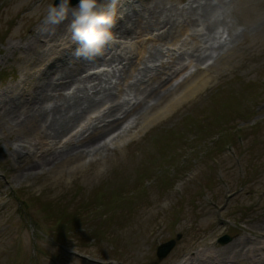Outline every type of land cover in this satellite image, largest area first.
<instances>
[{"label": "rangeland", "instance_id": "obj_1", "mask_svg": "<svg viewBox=\"0 0 264 264\" xmlns=\"http://www.w3.org/2000/svg\"><path fill=\"white\" fill-rule=\"evenodd\" d=\"M153 1L122 0L119 20L133 14L146 21L147 8L153 6ZM53 2L0 0V93L34 69L32 64H20L23 57L34 53L24 47L42 25ZM187 3L193 4L191 8L198 13L208 8L209 45L224 44L221 53L229 50L231 59L229 63L219 61L217 65L221 68L217 73H206L211 81L200 96L144 137L135 138L127 150L109 152L106 161L85 170L87 175L79 172L70 177L66 168L60 169L63 173L59 175L58 171L46 170L48 166H44L43 173L29 171L32 161L41 160L35 161L34 154L28 158L24 152L20 153L23 148L17 144L18 134L10 132L0 120V264H90L67 254L65 249L110 264H179L187 252H197L202 247L223 250L237 239L246 240L247 226L254 229L252 235L264 230V112L254 111L255 105L264 100L260 85L264 77V52L258 56L264 51V0H163L160 7L170 14L172 24L180 28L187 16L179 17L172 11H186L183 6ZM25 5L27 9H23ZM186 39V36L168 38L155 41L148 51L137 46L138 52L131 49L128 52L143 73L147 65H153L147 61L141 67L138 65L147 52L157 49L174 54L170 48L181 47ZM15 45L22 47L19 54L12 49ZM113 47L106 51L110 56L120 54L122 58L126 54ZM161 58L160 55L157 62ZM190 59L194 57L185 55L186 62ZM72 91L73 87H68L65 93ZM125 94L133 95L129 91ZM260 118L261 124L247 127L250 123L247 121ZM228 121V134L208 145L206 141L214 130ZM237 125L244 128L242 145L232 133ZM227 140H233L235 157L222 151ZM201 153L205 156L200 157ZM236 160L240 161L242 175L237 173ZM183 171L194 177L182 178ZM96 173L93 184H89V177ZM151 176L157 181L148 188L141 187ZM101 179L108 185L98 183ZM174 184L180 186V193H173L179 190L172 188ZM234 190L240 193L223 202L222 197ZM8 195L9 199H5ZM116 200H120L118 211L114 210ZM209 200L221 205L220 213L234 226L226 231L219 228L215 233ZM108 209L113 213L107 220L96 219L100 211ZM154 233L157 237L149 243ZM177 234L182 239L173 254L158 261L154 253L157 244ZM225 234L233 240L220 245L218 240ZM207 240L209 243L205 244ZM251 244L254 250L250 255L259 256V243ZM245 250L235 264L253 263L244 257Z\"/></svg>", "mask_w": 264, "mask_h": 264}, {"label": "bare ground", "instance_id": "obj_2", "mask_svg": "<svg viewBox=\"0 0 264 264\" xmlns=\"http://www.w3.org/2000/svg\"><path fill=\"white\" fill-rule=\"evenodd\" d=\"M162 1L154 0L153 6L147 8L149 18L146 21H143L140 15L135 16L133 14L132 16H126L125 22L124 19L117 20L115 29L122 30L114 31L116 38L119 39V46L127 41L139 39V36H142L145 32L161 25V21L165 20V16L168 20H171L170 14L161 10L160 4ZM27 8V5L23 7V9ZM184 9L186 11H172L176 16H187L182 27L177 28L172 25L171 29L169 28L170 31H167L169 32L168 35L162 40L174 38L184 29H193L201 26L198 23L199 20H197L199 14L196 11H188V8ZM205 18L207 19V16ZM65 22L58 25L55 32L51 34L43 33L41 31L42 27L39 28L37 35H42L46 39V46L39 45L35 38L27 43L26 50L28 52L35 51V54L34 56L23 57L20 64L23 66H25V63L27 65L32 64L35 70L27 72L23 76L21 84L24 85V88L29 89V96L33 97V103L29 105L26 103V100L23 102L22 98L13 99L9 95L17 93L19 85L11 87L4 93L6 98L0 100V120L4 121V125L10 132L18 134L19 139L16 141L20 144L19 146H22L23 149L21 150H25V147L28 145L36 147L45 143H54L57 139L62 140L63 138H67L70 131L82 121L85 124L82 128L84 133H76L72 136L70 134L69 136L71 137L68 136L69 138L64 143V151L50 150L41 159L40 163L35 162L28 168L29 171L38 169L41 170L38 173H43L45 170L44 166H48L46 170L58 171L59 175L63 173L60 169L66 168L67 174L71 177L79 172H84L87 175L85 170L88 168L83 163L70 167L73 162L85 159L91 155L93 160L95 157H102L104 152H94L90 148L93 145L95 146L96 142L108 133L116 130L117 127H122L120 125L128 120H133V127H136L149 112L156 111L161 106L160 103H162L163 99L173 94L176 89L169 84L184 73L181 70L183 58L181 56L172 57L166 54L170 61H162L159 65H156L152 75H148L147 71H145V74L142 73L140 74L141 77H137L135 74L136 68L131 61L127 68L123 67L121 71H111L112 75L107 81L105 80L108 77L107 75L79 77L83 73L82 71L85 66L110 63V61L102 58L105 51L102 56L97 57L91 62L75 58L73 51L76 44L71 39V29L69 27L71 19L69 21L67 19ZM165 25H168V23H165ZM196 35L202 40L205 38L204 34L198 33L192 34L191 39L195 40ZM59 46L73 48L70 58L76 61L74 66L69 67L66 63L65 65L57 66L58 59L62 58V56L68 57V54H64V52L59 50ZM188 50H191L192 54H199L195 60L196 63H199L201 61L200 53L204 48L195 44L190 46ZM153 58L154 56L152 55L147 56V59L150 61H153ZM49 62L55 66L52 74L56 76V82L53 80L52 75L41 72L40 67ZM85 62H88V64H85ZM191 64L192 62H189L186 67L188 68ZM186 67L185 69H187ZM214 69V66L206 68L208 71H213ZM117 72L119 73L116 74ZM196 72V76L203 73L201 68L198 67ZM161 76L165 77L162 78ZM194 76L191 75L183 78L179 85H177V88L180 89L185 86L190 80H193ZM113 79H117L118 83L113 84ZM128 79H133V81L129 83ZM196 79L199 80L195 83L193 82L194 84L190 85L183 92L181 101L173 109H170L171 113L168 116L172 115L185 101L204 90L209 83L207 79H202L200 75ZM92 80H95L96 83L90 86L85 85V82ZM67 86L74 87V91L71 94L64 93ZM124 87H127L129 92L133 94V97L128 99L127 102L117 100L123 95ZM23 91L24 89L22 88V93ZM132 100L136 101V105H130ZM46 102H52L53 106L51 108L45 107ZM101 104H109V107H107L106 112L97 116L92 122L89 113ZM154 116L156 119L161 118L160 114H155ZM116 145L119 147L117 141H115ZM104 147L105 149H101V151H107L109 148L107 144ZM22 172L19 171V173ZM97 176L96 174L95 178ZM93 179L94 177L91 175L88 182L92 183ZM244 244V242L239 241L235 245H229L226 250L218 251L213 260H209L204 253L198 254L197 264H220L221 261L226 262L224 264H232L235 258L242 256V250L246 246Z\"/></svg>", "mask_w": 264, "mask_h": 264}, {"label": "clouds", "instance_id": "obj_3", "mask_svg": "<svg viewBox=\"0 0 264 264\" xmlns=\"http://www.w3.org/2000/svg\"><path fill=\"white\" fill-rule=\"evenodd\" d=\"M120 0H59L49 5L42 20L41 31L54 33L56 27L71 17V39L76 44L73 55L77 59L93 61L103 55L116 39L113 28L118 19Z\"/></svg>", "mask_w": 264, "mask_h": 264}, {"label": "water", "instance_id": "obj_4", "mask_svg": "<svg viewBox=\"0 0 264 264\" xmlns=\"http://www.w3.org/2000/svg\"><path fill=\"white\" fill-rule=\"evenodd\" d=\"M74 2H75V1H74ZM171 245H172V244H171ZM169 247H170V246H167V247H166V250H167Z\"/></svg>", "mask_w": 264, "mask_h": 264}]
</instances>
